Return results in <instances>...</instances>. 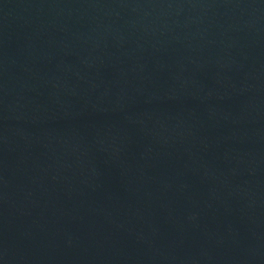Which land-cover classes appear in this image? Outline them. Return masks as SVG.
I'll return each mask as SVG.
<instances>
[{"label": "water", "instance_id": "water-1", "mask_svg": "<svg viewBox=\"0 0 264 264\" xmlns=\"http://www.w3.org/2000/svg\"><path fill=\"white\" fill-rule=\"evenodd\" d=\"M0 264H264V0H0Z\"/></svg>", "mask_w": 264, "mask_h": 264}]
</instances>
